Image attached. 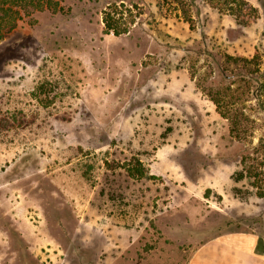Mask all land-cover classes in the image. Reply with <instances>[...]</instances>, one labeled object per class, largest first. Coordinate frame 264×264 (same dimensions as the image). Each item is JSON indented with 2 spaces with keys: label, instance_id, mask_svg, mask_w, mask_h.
<instances>
[{
  "label": "rangeland",
  "instance_id": "rangeland-1",
  "mask_svg": "<svg viewBox=\"0 0 264 264\" xmlns=\"http://www.w3.org/2000/svg\"><path fill=\"white\" fill-rule=\"evenodd\" d=\"M248 1L247 25L208 0H63L19 21L0 43V264H187L220 234L264 236V0ZM245 154L258 186L235 179Z\"/></svg>",
  "mask_w": 264,
  "mask_h": 264
},
{
  "label": "trees",
  "instance_id": "trees-1",
  "mask_svg": "<svg viewBox=\"0 0 264 264\" xmlns=\"http://www.w3.org/2000/svg\"><path fill=\"white\" fill-rule=\"evenodd\" d=\"M63 0H0V43L4 40L6 35L16 28L19 21L26 16H33L37 11L50 10L53 13L61 12L68 13L69 8L62 4ZM182 4L184 0H175ZM220 11L227 12L232 15L239 24L247 25L250 22V17L257 15V8L248 0H208ZM122 8L118 5L109 6L108 10L104 11L103 22L105 32L107 34L113 33L114 35H121L128 32L129 26L124 21L123 17L125 12L131 13V8L125 7L121 4ZM217 107L220 111L221 103L215 100ZM221 112V111H220ZM223 117H227L231 122V132L233 136L242 138L243 129L241 128V118L232 117L227 112H221ZM4 126L6 122L0 120ZM250 159L249 154H245L242 158V163L245 165L242 170L235 174L236 180L248 178L252 186H258V173H254L251 168L248 169L247 162ZM130 176L145 177L148 175L147 169L139 160L134 167H128L127 170ZM254 178V180H253ZM260 195L264 194L260 192Z\"/></svg>",
  "mask_w": 264,
  "mask_h": 264
},
{
  "label": "crops",
  "instance_id": "crops-1",
  "mask_svg": "<svg viewBox=\"0 0 264 264\" xmlns=\"http://www.w3.org/2000/svg\"><path fill=\"white\" fill-rule=\"evenodd\" d=\"M187 264H264V236L230 231L200 244Z\"/></svg>",
  "mask_w": 264,
  "mask_h": 264
}]
</instances>
